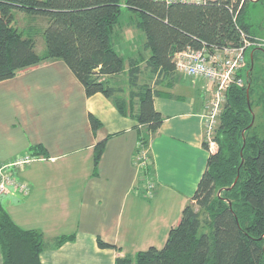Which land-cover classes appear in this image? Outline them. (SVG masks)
<instances>
[{"label":"trees","instance_id":"trees-1","mask_svg":"<svg viewBox=\"0 0 264 264\" xmlns=\"http://www.w3.org/2000/svg\"><path fill=\"white\" fill-rule=\"evenodd\" d=\"M249 4L256 3L0 0V82L20 70L60 60L87 97L100 93L119 114L136 121L139 144L146 148L163 122L153 98L161 95L159 85H171L176 76L174 55L188 49L209 54L234 49L241 45L242 35L263 38L252 31L245 16ZM18 12L46 21L42 54L36 52L35 38L14 26ZM130 27L143 40L135 55L125 57L118 49L119 36ZM248 52L252 62L248 57L237 74L243 85L230 84L223 94L213 133L216 151L209 152L203 140L202 147L209 152L205 169L178 224L168 231L162 248L118 256L114 264H264V48ZM122 75L124 87L119 84ZM89 124L93 132L101 127L92 115ZM105 144L102 140L93 148L94 172ZM36 149L43 154L41 146ZM73 239L61 236L53 245ZM97 245L120 252L100 238ZM47 246L40 231L20 228L0 202L2 264H42L39 256Z\"/></svg>","mask_w":264,"mask_h":264},{"label":"crops","instance_id":"crops-1","mask_svg":"<svg viewBox=\"0 0 264 264\" xmlns=\"http://www.w3.org/2000/svg\"><path fill=\"white\" fill-rule=\"evenodd\" d=\"M122 43L118 49L125 57L137 53ZM164 84L153 98L163 122L144 148L136 121L119 114L100 93L87 97L60 60L0 82V164L29 158L10 169L28 193L2 195V205L22 229L38 230L49 241L74 237L47 246L39 256L42 264H114L118 256L163 247L209 155L202 147L201 113L209 96L203 84L190 88L192 81L180 76ZM89 115L101 124L96 132ZM102 140L106 144L94 172L93 148ZM142 154L147 160L143 172L137 162ZM97 238L120 252L99 248Z\"/></svg>","mask_w":264,"mask_h":264},{"label":"built area","instance_id":"built-area-1","mask_svg":"<svg viewBox=\"0 0 264 264\" xmlns=\"http://www.w3.org/2000/svg\"><path fill=\"white\" fill-rule=\"evenodd\" d=\"M167 5L174 3L203 5L215 0H155ZM248 0H232L239 6L245 4ZM250 48H264V38L243 36L241 45L234 49H224L209 54L206 50L193 51L185 50L174 55V64L178 73L191 77L192 82L202 81L206 85V92L209 94L201 113L203 123L204 140L208 145V151L216 145L213 140L214 129L217 125V118L224 102V91L230 84L242 86L243 81L237 78V74L245 68L246 53ZM209 151V152H210ZM28 157L16 159L13 162L14 167L20 168L23 163L28 161ZM138 165L140 170H145L147 160L142 154L138 156ZM0 165V178L5 176V180L0 182V196L6 191V186L20 192H25L24 184L15 186L12 183L11 176L8 173V167ZM8 174H7V173ZM14 181V179H13ZM15 182V181H14ZM147 194L150 193L151 185L147 184Z\"/></svg>","mask_w":264,"mask_h":264},{"label":"rangeland","instance_id":"rangeland-1","mask_svg":"<svg viewBox=\"0 0 264 264\" xmlns=\"http://www.w3.org/2000/svg\"><path fill=\"white\" fill-rule=\"evenodd\" d=\"M121 3H123V0H121ZM122 15L125 16V15H127V13L123 12ZM245 16L253 24L252 31L256 35L264 38V2H262V4H260V2H256V4H253V5L249 4L248 8L246 10ZM45 24H46V21L44 19H42V18L27 16V15H25L23 13H19V12L15 13L14 26L17 27V29L19 31H21L22 33L24 32V34L31 35L33 38H35L36 52L39 55L42 54L43 50H44L43 31H44V28H45ZM119 37H120V40H121L120 43H122V42L125 43L126 46L128 48H130V50L133 51V52H135V50L139 47L140 43H142V40H143L142 36L132 27L123 29V32H121ZM248 57H249V52L247 51L246 59H248ZM175 75L178 76V77L180 76V77H184V78L190 79V82L192 81L191 77H186V76H184V74H181V73L177 72ZM124 79H125V77L123 75L119 77V84L122 85V87H124V84H125V80ZM198 82H201V81H194V82H192L193 86H189V87L190 88L195 87L196 86L195 84L198 83ZM181 89L183 91L186 90V86L181 87ZM216 148H217V145L213 146V149L211 151L210 150L209 151L211 153H213V152L216 151ZM0 165H5L6 168L8 167V169H9L8 173L11 176L10 180L12 181L13 184H15V186H18L20 184H24L25 187H26L25 192H20V191H18L19 190L18 188H17V191L12 189L13 187L11 188L12 190L10 191V187L6 186V191L2 195H6V194H8L10 192L21 193L23 195L27 194L28 193L27 184H25L24 182H21V181H18L16 179H14L13 175L10 174L11 173L10 169L12 167H14L13 162H11L9 164H0ZM5 176L0 178V182L3 179L5 180ZM13 179H14L15 182L13 181ZM146 182L147 181L145 179L144 184H146ZM136 192H138V190ZM145 195H148V194L145 193ZM0 202L3 203V198L0 199ZM46 244L47 245H52L53 244V240L49 241V239H46Z\"/></svg>","mask_w":264,"mask_h":264},{"label":"water","instance_id":"water-1","mask_svg":"<svg viewBox=\"0 0 264 264\" xmlns=\"http://www.w3.org/2000/svg\"><path fill=\"white\" fill-rule=\"evenodd\" d=\"M252 2H260V0H253ZM249 59H250V62H252V54H250V56H249ZM252 64V63H251ZM246 95L248 96V88L246 89ZM253 118H254V116L252 115V120H251V124H252V122H253ZM235 182H236V179H235V181H234V183L233 184H235Z\"/></svg>","mask_w":264,"mask_h":264},{"label":"bare ground","instance_id":"bare-ground-1","mask_svg":"<svg viewBox=\"0 0 264 264\" xmlns=\"http://www.w3.org/2000/svg\"><path fill=\"white\" fill-rule=\"evenodd\" d=\"M248 1L251 2V3H254V2H252L253 0H248ZM248 1H247V2H248Z\"/></svg>","mask_w":264,"mask_h":264},{"label":"flooded vegetation","instance_id":"flooded-vegetation-1","mask_svg":"<svg viewBox=\"0 0 264 264\" xmlns=\"http://www.w3.org/2000/svg\"><path fill=\"white\" fill-rule=\"evenodd\" d=\"M262 2H264V0H262Z\"/></svg>","mask_w":264,"mask_h":264}]
</instances>
